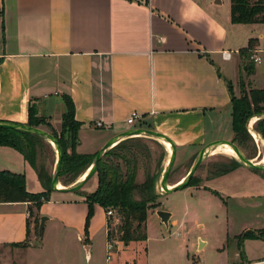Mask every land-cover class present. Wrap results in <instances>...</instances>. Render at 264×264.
Here are the masks:
<instances>
[{"label":"crops","instance_id":"1","mask_svg":"<svg viewBox=\"0 0 264 264\" xmlns=\"http://www.w3.org/2000/svg\"><path fill=\"white\" fill-rule=\"evenodd\" d=\"M222 3L0 0V121L28 124L32 107L38 116L49 117L55 127L62 126L68 111L65 97H69L74 118L81 124L77 151L96 154L129 127L126 119L136 111L140 118L134 127L170 137L176 144L175 161L184 168L209 143L234 138L228 81L240 96L241 69L246 70L241 49L256 39L254 50L264 52V24L233 23L231 1L229 11L221 9ZM224 52L230 55L224 57ZM258 70L257 65L252 73L255 80ZM255 88L263 89L264 81ZM31 167L19 150L0 145V170L25 173ZM236 170H252L253 177L264 182L262 171L243 164ZM212 180L208 179L207 186L218 191ZM27 189L32 191L28 182ZM53 193L70 192L54 191L50 199ZM29 204L0 202V244L26 240ZM44 204L37 210L40 219L47 213ZM53 220L47 219L43 236L31 246H43ZM107 220L103 228L106 238ZM66 221H55L49 228L61 224L72 229V223ZM236 235H229L228 241ZM78 238L83 241L84 237L80 233ZM246 239L245 260H255V253L246 246L256 240ZM199 243L205 246L207 242L200 237ZM84 245L91 261L93 242Z\"/></svg>","mask_w":264,"mask_h":264},{"label":"rangeland","instance_id":"2","mask_svg":"<svg viewBox=\"0 0 264 264\" xmlns=\"http://www.w3.org/2000/svg\"><path fill=\"white\" fill-rule=\"evenodd\" d=\"M219 6L229 11L230 0H223ZM254 53L264 56L262 51ZM253 62L250 56L243 64H253L254 67L258 65L257 80L253 78L252 73L241 69V77L248 91L260 86L264 81L263 59L260 64ZM43 119L44 123L38 127L50 132L47 125L52 124L50 118L44 116ZM259 119H264V113L253 115L246 123L247 135L238 136L234 141L245 156L253 161H260L264 153V146L256 140V137L264 139L263 134L255 131ZM52 126L56 129L55 132H61L62 126ZM133 128L134 125H129L122 132ZM126 138L131 139L127 143L129 149L124 151L135 157L138 181L143 182L148 174L155 175L156 187L158 186L160 193L156 205L148 210L147 239L123 242L122 218L116 211L111 218L118 225L112 230L113 236L106 238L103 228L107 214L104 207L94 204L93 208H90L82 197V194L91 193L97 188L98 177L95 175L78 192L53 193L50 201L43 203L47 211L44 215L54 218L51 223H61V219H64L73 225L72 229H65L59 224L50 230L49 223L43 237V246H31V243L39 238L40 217L38 208L30 202L31 231L29 245L26 247L33 249L24 251L22 246L0 244V264H264V182L253 177L252 170L245 172L234 169L218 178H210L209 170L214 168L215 164L229 163L234 158L223 153L209 154L194 175L200 179L198 185L191 184L182 190L164 194L160 190L159 181L168 161L169 153L165 147L153 139ZM233 140L235 137L231 141ZM38 158L53 179L58 158L54 143L47 141L40 144ZM192 164L193 161L181 168L179 162L175 161L168 180L169 185H175L180 176L188 173ZM25 175L33 192L45 189L33 167L27 169ZM208 179H214L211 184L218 189L219 192L215 190L217 194L215 191H211L215 194L213 195L204 190L209 188ZM160 209L172 211L173 216L169 224L164 223L158 216L157 210ZM248 228L254 229L257 235L262 237L256 234L254 237H247L246 240H256L246 246L250 252L255 253L256 259L246 261V248L244 241L240 245V238ZM80 233L84 237L83 241L78 238ZM235 234L237 235L228 241V236ZM86 237L93 242L91 261L87 259V245H84L90 242ZM200 237L207 242L205 246L200 245ZM106 240L112 244V248L107 247ZM222 247L226 249L223 251L220 249Z\"/></svg>","mask_w":264,"mask_h":264},{"label":"trees","instance_id":"3","mask_svg":"<svg viewBox=\"0 0 264 264\" xmlns=\"http://www.w3.org/2000/svg\"><path fill=\"white\" fill-rule=\"evenodd\" d=\"M230 1L233 23L264 24V0ZM255 48L256 39H250L248 46L241 49V53L245 58H249L255 52ZM245 66L249 74L255 72L253 64H245ZM240 87L241 95L236 96L232 82L228 81L235 133V140L233 142L236 141L238 136H243L248 132L246 123L253 115L264 113V88H254L248 91L242 79ZM65 100L68 111L63 117L61 132H55L56 129L53 128L52 124L47 123V125L50 133L58 139L63 149L60 182L64 186H69L87 171L96 154L80 153L77 151L79 142L78 132L81 124L74 118V104L72 100L69 97H65ZM43 118L44 116H38L32 107L29 108V125L38 127L44 123ZM261 125L263 126L261 127ZM256 129L255 131H259L264 135V119H259L256 122ZM133 138L151 139L145 137ZM130 139L121 140L103 155L95 174L98 177L97 188L91 193L82 194L90 208H93L94 204H99L106 210L113 207V210L121 215V230L123 232L121 240L128 243L132 240L140 241L147 239L148 210L151 206L156 205L157 198L160 195L156 188L155 175L148 174L143 182L138 181V167L135 157L124 151V149H129L127 143L130 142L128 141ZM44 142H47L45 138L31 132L0 128V145L12 146L19 150L34 167L39 181L45 188L41 192L29 191L27 189L25 173L0 170V202H31L39 209L44 201L50 200V195L53 191L51 187L52 176L47 171L44 163L38 158V146ZM237 146L239 145L237 144ZM215 165L214 168L209 170L210 178L226 174L241 166L242 163L233 159L229 163ZM199 182L200 179L197 176H193L187 186L191 184L198 185ZM206 188L213 192L215 191L208 187ZM215 193L217 194V191ZM119 217L116 218L120 220ZM35 220L36 222L38 221L37 218ZM107 221L108 238L110 239L113 236L112 230L118 224H115V221L111 217H108ZM141 229L142 231H140ZM30 231V221H28L26 240L20 243H13L12 245L28 246ZM255 234L257 235V232L254 230L247 233L245 238L254 237ZM257 236L262 237L259 234Z\"/></svg>","mask_w":264,"mask_h":264},{"label":"water","instance_id":"4","mask_svg":"<svg viewBox=\"0 0 264 264\" xmlns=\"http://www.w3.org/2000/svg\"><path fill=\"white\" fill-rule=\"evenodd\" d=\"M0 128L31 132V133H34L36 135H39V136L45 138L49 142L54 143L56 150H57V153H58V158H57L55 172L53 175L51 186H52L53 191H58V192H77L78 190H80L85 185V183H87V181L89 179H91L96 174L99 162H100L101 158L103 157V155L110 148L115 146L121 138L130 137L134 134H148V135H151L154 138L159 139L161 141L171 143L172 155L170 157L168 165L166 166V168L162 172V175H161V178L159 181L160 190L164 194H171L174 191L181 190V189H184L185 187H187V185L189 184L192 177L195 175L199 166L203 163L205 158L209 155L212 147L215 146L216 144H219V143H227V144L231 145L235 149V151H236L237 155L239 156V158L241 159L243 165L247 166L250 169L264 172V164H261L259 161H253L252 159L247 158L245 156V154L243 153V151L239 148V146H237V144H235L234 142H232V141H214V142H211L208 145H206L200 151L197 158L193 162L191 168L189 169L188 173L178 183H176L172 187H169L170 185L168 183V180H169V177H170V174H171V171H172L173 165L175 163V159H176V144H175V142L170 137H168L167 135L160 133L158 131L146 129V128H133V129H128L127 131L122 132V133L116 135L115 137L111 138L96 153L94 160H93L92 164L90 165V167L87 169V171L85 173L86 175L83 179L80 180V178H78V180L75 183H73L69 186H63V185H61V182H60V173H61L62 161H63V149L61 147L60 142L58 141V139L53 134H51L49 131H47L41 127L32 126V125L23 124V123L6 122V121H0ZM157 214L164 223L169 224V220L171 217L170 211L160 209V210H157ZM48 218L49 217L45 216V215L41 216L40 224H39V238H41L43 236L45 224H46V221Z\"/></svg>","mask_w":264,"mask_h":264},{"label":"bare ground","instance_id":"5","mask_svg":"<svg viewBox=\"0 0 264 264\" xmlns=\"http://www.w3.org/2000/svg\"><path fill=\"white\" fill-rule=\"evenodd\" d=\"M130 137H145V138H151V139H155L157 140L160 144H162L166 151L169 153V158H168V161L166 162V164L168 165L169 163V160H170V157L172 155V146H171V143L169 142H165V141H161L159 139H156L154 138L153 136L151 135H148V134H134ZM126 139L125 138H121L117 143H119L121 140H124ZM256 140L264 146V139L260 138V137H256ZM219 144H224L226 145V147L228 148H218V147H221L219 146ZM219 144H216L215 146L212 147V149L210 150V153L209 154H217V153H223V154H227V155H230V156H233L234 159L238 160L240 163H242L241 159L239 158V156L237 155L235 149L227 144V143H219ZM261 164H264V153H263V157L262 159L259 161ZM86 173V172H85ZM83 174L81 177H80V180L83 179L85 177L86 174ZM169 187H172L171 185ZM157 188V191L159 192V189H158V186L156 187Z\"/></svg>","mask_w":264,"mask_h":264},{"label":"built area","instance_id":"6","mask_svg":"<svg viewBox=\"0 0 264 264\" xmlns=\"http://www.w3.org/2000/svg\"><path fill=\"white\" fill-rule=\"evenodd\" d=\"M255 52H257V50ZM223 54H224V57H228L230 55L229 52H224ZM251 58L257 64L262 63V56L260 54H258V53L252 54ZM139 118H140L139 113L136 112V111H133L126 119L127 124L128 125H134ZM97 125L101 126L102 123L99 122ZM106 211H107V217H112L114 215V210L113 209L109 208ZM108 248H112V244L111 243H109Z\"/></svg>","mask_w":264,"mask_h":264},{"label":"flooded vegetation","instance_id":"7","mask_svg":"<svg viewBox=\"0 0 264 264\" xmlns=\"http://www.w3.org/2000/svg\"><path fill=\"white\" fill-rule=\"evenodd\" d=\"M253 231H254V229H251V228L246 229V231H244V232L242 233V237L240 238V243L242 244L243 241L246 239L245 236H246L247 233H249V232H253ZM241 244H240V245H241Z\"/></svg>","mask_w":264,"mask_h":264}]
</instances>
